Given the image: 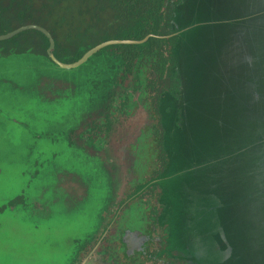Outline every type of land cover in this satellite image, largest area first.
I'll return each mask as SVG.
<instances>
[{
  "label": "water",
  "instance_id": "water-1",
  "mask_svg": "<svg viewBox=\"0 0 264 264\" xmlns=\"http://www.w3.org/2000/svg\"><path fill=\"white\" fill-rule=\"evenodd\" d=\"M205 5L212 17L204 12ZM170 26L176 38L172 54L179 91L177 99L167 95L169 101L161 105L169 107L167 112L160 107L167 163L155 180L166 255L179 264H264V38H256L264 32V0H182ZM235 26L238 30L231 34ZM26 29L44 33L25 26L0 39ZM216 29L227 40L205 34L211 42L203 48L216 54L228 44L239 49L243 76L235 89L221 73L216 55L205 57L202 46L192 43ZM111 43L96 46L72 64L55 65L73 69ZM203 70L208 74L204 84L199 78ZM202 87L209 89L208 95H192ZM202 99L216 108L214 121L202 120L190 109ZM202 137L206 143L195 144ZM226 210L243 223L237 229L239 242L218 219Z\"/></svg>",
  "mask_w": 264,
  "mask_h": 264
},
{
  "label": "rangeland",
  "instance_id": "rangeland-1",
  "mask_svg": "<svg viewBox=\"0 0 264 264\" xmlns=\"http://www.w3.org/2000/svg\"><path fill=\"white\" fill-rule=\"evenodd\" d=\"M207 5L204 12L212 17ZM237 30L238 26L233 27L231 34ZM205 34L222 43L227 40L216 29L187 43L192 40L203 48L211 42ZM256 38H264V32ZM238 53L239 49L229 44L218 54L203 50L205 57L216 55L232 89L243 76L238 69ZM89 65L60 69L42 55L0 54V198L26 187L30 200L42 205L30 212L12 209L0 215V264H65L72 258L74 241L97 227L108 196L105 177L112 176L113 168L103 165L94 156L93 146L80 139L93 117L94 122L98 120L95 114L100 105L90 85L98 68L95 62ZM207 76L203 70L199 77L202 84ZM198 94L208 95L209 89L202 87L192 95ZM194 106L190 107L194 116L215 120L216 108L210 102L202 99ZM205 106L209 107L208 115L203 113ZM69 133L72 147H68ZM210 139L207 134V142ZM82 143L88 148L83 149ZM202 143H206L205 138L196 139L195 144ZM34 161L40 163V174L24 184L29 171L36 167ZM218 219L238 241L237 229L243 223L227 210L220 211Z\"/></svg>",
  "mask_w": 264,
  "mask_h": 264
},
{
  "label": "flooded vegetation",
  "instance_id": "flooded-vegetation-1",
  "mask_svg": "<svg viewBox=\"0 0 264 264\" xmlns=\"http://www.w3.org/2000/svg\"><path fill=\"white\" fill-rule=\"evenodd\" d=\"M25 26L37 27L48 35L47 37L36 29H26L36 30L47 39L48 46L44 52L33 51L29 42L23 51H17V47L9 42L0 45V54L26 52L42 55L53 65L55 61L61 63L51 54L52 41L49 34L36 25L20 27ZM20 32L0 41H7ZM151 36L146 35L139 40L104 41L85 50L76 60L98 45L113 42L97 49L80 64H88L89 67L91 62L96 63L98 72H95L90 85L95 99L100 101L95 114L98 120L94 122L96 118L93 117L92 124L87 125V130H82L80 139L93 146L94 156L103 165H112L113 174L109 178L105 177V183L109 185L108 196L96 229L82 239L74 241L76 247L73 249L72 258L65 264H179L166 255V227L162 220L159 222L163 207L158 202L155 180L163 162L157 144L159 132L156 126L157 116L154 113L156 87H148L145 95L141 94V77L137 66L132 64L131 70L126 72L125 67H119L113 60L114 52L107 50L97 54L109 45L141 44ZM90 75H93L92 72L88 77ZM147 78L151 80V74ZM166 101H169L167 95L160 98L159 114L161 105L166 104ZM161 109L168 111V107ZM72 140V133H69L68 147H72ZM85 145L82 143L83 149L88 148H85ZM33 166L36 167L29 171L24 184L40 174V163L37 165L34 161ZM72 185L69 186L70 190ZM24 188H18L13 194L0 198V215L9 213L12 209L30 212V209L42 208L41 203L30 200Z\"/></svg>",
  "mask_w": 264,
  "mask_h": 264
},
{
  "label": "trees",
  "instance_id": "trees-1",
  "mask_svg": "<svg viewBox=\"0 0 264 264\" xmlns=\"http://www.w3.org/2000/svg\"><path fill=\"white\" fill-rule=\"evenodd\" d=\"M181 1L0 0V35L24 25L43 28L52 41L51 54L65 64L76 61L85 50L101 42L139 40L146 35H152L141 44H113L97 54L107 50L114 52L113 60L119 67H125L126 72L131 70L132 64L137 66L141 77V94L145 95L148 87H156L154 113L157 116L156 126L159 132L157 144L163 162L159 176L167 159L163 149V130L158 109L162 96L178 98L179 82L173 71L172 54L176 38L171 35L170 21L175 6ZM9 42L17 47V51H23L28 42L33 51L41 53L48 46L47 39L36 30L22 31L7 41H0V45ZM150 74L151 80L147 78ZM164 111L166 112L165 109Z\"/></svg>",
  "mask_w": 264,
  "mask_h": 264
}]
</instances>
